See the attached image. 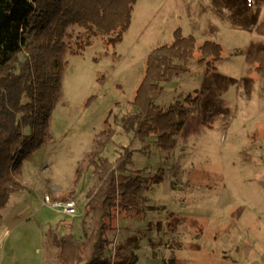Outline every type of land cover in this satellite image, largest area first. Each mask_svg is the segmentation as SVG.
<instances>
[{
	"label": "rangeland",
	"instance_id": "374dc122",
	"mask_svg": "<svg viewBox=\"0 0 264 264\" xmlns=\"http://www.w3.org/2000/svg\"><path fill=\"white\" fill-rule=\"evenodd\" d=\"M263 19L264 0H136L115 43L96 35L85 45L83 29L69 26L49 137L22 163L24 188L0 209V264H54L49 229L87 232L93 174L85 154L107 118L115 135L101 155L114 159L115 144L128 143L117 122L131 110L147 55L176 29L197 45L218 43L220 59L207 71L195 51L189 70L164 83L157 105L195 92L199 102L187 106L170 152L130 143L131 169L145 168L149 178L148 207L108 221L105 254L112 264H264V72L256 69ZM47 192L73 200L74 213L44 204Z\"/></svg>",
	"mask_w": 264,
	"mask_h": 264
},
{
	"label": "trees",
	"instance_id": "16d2710c",
	"mask_svg": "<svg viewBox=\"0 0 264 264\" xmlns=\"http://www.w3.org/2000/svg\"><path fill=\"white\" fill-rule=\"evenodd\" d=\"M135 1L0 0V209L13 193L24 188L18 177L22 163L49 137L60 90L59 57L66 46L68 27L83 29L85 45L96 35L115 43L129 26ZM256 30L264 37V19ZM195 51L197 61L205 63L208 71L214 67L209 64L220 59L221 46L213 41L197 45L192 35H182L176 29L170 43L156 46L147 55L143 78L130 101L131 110L115 120L128 143H114L118 151L114 159L101 155L115 135L107 118L85 154L93 174L84 203L89 216L87 232L79 236L73 228L48 230L55 249L54 264H112V256L105 254L110 243L108 221L120 215L143 216L148 207L143 193L150 187L149 178L143 174L145 168L131 169L134 149L130 143L138 139L140 151L151 143L161 150H172L187 119V106L196 105L201 94L186 95L167 107L157 105L155 99L164 83L189 70ZM257 52L256 69L262 73L264 43ZM150 179V183H157L161 178L156 175Z\"/></svg>",
	"mask_w": 264,
	"mask_h": 264
},
{
	"label": "built area",
	"instance_id": "2783aa9c",
	"mask_svg": "<svg viewBox=\"0 0 264 264\" xmlns=\"http://www.w3.org/2000/svg\"><path fill=\"white\" fill-rule=\"evenodd\" d=\"M43 203L52 208L60 209L67 215H72L74 213L75 203L71 199L52 198L48 194H45Z\"/></svg>",
	"mask_w": 264,
	"mask_h": 264
},
{
	"label": "crops",
	"instance_id": "0c3cea01",
	"mask_svg": "<svg viewBox=\"0 0 264 264\" xmlns=\"http://www.w3.org/2000/svg\"><path fill=\"white\" fill-rule=\"evenodd\" d=\"M68 192H69V191H66V192H64V193L61 192V193H59V194L57 193V195H64L65 193L68 194ZM46 194H50L51 196H53L52 193H50V192H49V193L47 192ZM65 228H66V227H65ZM74 228H76V226H75ZM62 230H63V229H61V230H59V231H62ZM64 230H65V229H64Z\"/></svg>",
	"mask_w": 264,
	"mask_h": 264
}]
</instances>
